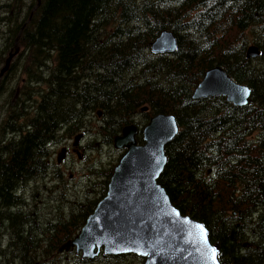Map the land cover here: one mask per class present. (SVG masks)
I'll list each match as a JSON object with an SVG mask.
<instances>
[{"label": "trees", "instance_id": "16d2710c", "mask_svg": "<svg viewBox=\"0 0 264 264\" xmlns=\"http://www.w3.org/2000/svg\"><path fill=\"white\" fill-rule=\"evenodd\" d=\"M162 31L176 49L152 56ZM14 47L0 77V264H142L58 253L113 168L88 170L68 200L53 148L77 134L111 148L124 127L158 114L177 127L157 179L172 206L206 229L220 264H264V0H0V71ZM213 67L248 88L244 107L191 99ZM42 195L54 213L46 220Z\"/></svg>", "mask_w": 264, "mask_h": 264}, {"label": "water", "instance_id": "95a60500", "mask_svg": "<svg viewBox=\"0 0 264 264\" xmlns=\"http://www.w3.org/2000/svg\"><path fill=\"white\" fill-rule=\"evenodd\" d=\"M39 0H36V6ZM176 41L170 32L162 31L149 45L152 56L171 55ZM14 53L9 54L0 71L8 68ZM258 56L255 47L246 50L245 58ZM244 86L232 82L219 67L204 72L192 90L194 101L223 98L233 107H244L248 96ZM142 108L140 113H144ZM137 128L124 127L112 141V148L123 152L112 169L103 198L95 205L77 235L63 244L58 253L72 250L82 261L103 257L135 256L142 264H220L211 256L212 246L201 239V224L182 216L170 203L157 179L166 163L164 148L177 134L173 116L155 115L140 130V143H136ZM81 135L73 138L76 146ZM63 150L56 157L60 163ZM203 227V226H202ZM204 228V227H203ZM206 234L207 231L204 228Z\"/></svg>", "mask_w": 264, "mask_h": 264}, {"label": "rangeland", "instance_id": "374dc122", "mask_svg": "<svg viewBox=\"0 0 264 264\" xmlns=\"http://www.w3.org/2000/svg\"><path fill=\"white\" fill-rule=\"evenodd\" d=\"M138 120L140 121L137 122H141V123L143 122L142 117H139ZM97 126H98V122L94 118L89 120V122L87 123V127H91L92 128L91 130L95 129V127ZM144 126L143 124H139L137 126V131H140ZM88 139H89L88 136L87 137L84 136V139L79 142L80 147L83 148L84 157L78 160L74 156H71L66 160V163L68 164V168L66 169L65 167H62V170L65 173L64 179H67L70 182L67 185V191L65 193L66 198L68 200H74V198L80 196L82 189H84V187L88 184L87 181L88 178H90L88 176L89 171L93 172V169H97V171H102L103 169L104 171H108L109 169L111 170L112 168H114L120 156L122 155L121 151H116L112 147L100 148L98 144L99 143L98 140L93 139L92 141L91 140L89 141ZM66 142H67L66 143L67 147H70L71 144L73 143V139L67 140ZM58 145L59 143L53 148L55 156L56 154H58L59 149L61 148V146L59 147ZM68 176L70 177L68 178ZM26 193L28 194L27 191ZM28 204H29V208H32V204L31 203ZM35 204H37L36 206L37 208L42 207L40 208L38 215L43 220L51 218L54 215V213L52 212V204L48 201L46 196L42 195V199L35 202ZM127 261H131L133 262V264H138L135 263L134 260H127ZM96 263L97 262H94L93 264ZM107 263H111V262L109 261Z\"/></svg>", "mask_w": 264, "mask_h": 264}, {"label": "flooded vegetation", "instance_id": "af4514ba", "mask_svg": "<svg viewBox=\"0 0 264 264\" xmlns=\"http://www.w3.org/2000/svg\"><path fill=\"white\" fill-rule=\"evenodd\" d=\"M83 139H84V136L81 135L80 139L78 140V143H76V146L71 145L70 147H67L66 140L60 141L58 146L59 147L61 146V148L59 149V152H58V154H56V156L59 155L61 150H63V156L61 157L60 163H56L55 161H53V166L56 168L57 172L60 175H63V177H64L65 173L62 170V167H65L66 169L68 168V164L66 163V160L69 157L74 156L78 160H80V158L82 159L84 157L83 148L80 147V144H79V142L82 141ZM53 156H55L54 151H53ZM65 172H68V171H65ZM69 177L70 176H68V178ZM68 189H69V187H68Z\"/></svg>", "mask_w": 264, "mask_h": 264}, {"label": "snow or ice", "instance_id": "6c2138e0", "mask_svg": "<svg viewBox=\"0 0 264 264\" xmlns=\"http://www.w3.org/2000/svg\"><path fill=\"white\" fill-rule=\"evenodd\" d=\"M243 95L246 97L249 95V90L248 89H243ZM199 231H200V234H201V239L204 241V243L206 244L207 243V234L204 230V228L201 226L199 228ZM217 255V252H216V249H211V256H212V259L213 261H215V257Z\"/></svg>", "mask_w": 264, "mask_h": 264}, {"label": "bare ground", "instance_id": "6f19581e", "mask_svg": "<svg viewBox=\"0 0 264 264\" xmlns=\"http://www.w3.org/2000/svg\"><path fill=\"white\" fill-rule=\"evenodd\" d=\"M259 51H260V50H259ZM1 76H2V75H1ZM1 76H0V77H1Z\"/></svg>", "mask_w": 264, "mask_h": 264}]
</instances>
